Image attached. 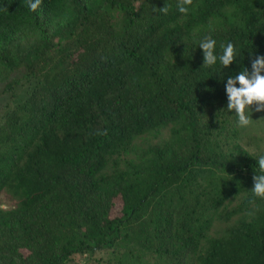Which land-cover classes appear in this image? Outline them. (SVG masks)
I'll return each instance as SVG.
<instances>
[{
  "label": "trees",
  "instance_id": "1",
  "mask_svg": "<svg viewBox=\"0 0 264 264\" xmlns=\"http://www.w3.org/2000/svg\"><path fill=\"white\" fill-rule=\"evenodd\" d=\"M178 4L0 0V264H264V112L239 127L225 87L264 0ZM205 36L236 60L203 67Z\"/></svg>",
  "mask_w": 264,
  "mask_h": 264
},
{
  "label": "clouds",
  "instance_id": "2",
  "mask_svg": "<svg viewBox=\"0 0 264 264\" xmlns=\"http://www.w3.org/2000/svg\"><path fill=\"white\" fill-rule=\"evenodd\" d=\"M28 7L36 11L41 0H27ZM193 0H179L178 10L187 15ZM163 14H167L168 6L159 9ZM199 47L203 50V67L214 66L217 61L224 67H229L236 60V47L229 42L221 44V54H216V40L211 36H205ZM239 85V86H237ZM226 93L228 97L227 109L234 110L238 117L239 127H248L252 124V117L248 110L255 106V111L264 112V56H257L252 61V71L244 68L234 77H229L226 83ZM259 172L253 176L254 187L251 192L254 196L264 199V155L258 158Z\"/></svg>",
  "mask_w": 264,
  "mask_h": 264
},
{
  "label": "rangeland",
  "instance_id": "3",
  "mask_svg": "<svg viewBox=\"0 0 264 264\" xmlns=\"http://www.w3.org/2000/svg\"><path fill=\"white\" fill-rule=\"evenodd\" d=\"M1 104H4V99L3 97L0 98ZM262 124V123H260ZM260 126H258V130L257 128H252V129H248V130H244L243 132V136L241 138V143L246 146L247 148H249L251 151H255L256 149L263 151L264 150V130L259 129ZM264 154V153H262ZM100 257H107L106 254L104 253H100L96 259L100 258ZM79 262L81 263H86L85 259H80ZM92 264H100V262L96 261L93 262ZM101 264H104L103 262Z\"/></svg>",
  "mask_w": 264,
  "mask_h": 264
}]
</instances>
